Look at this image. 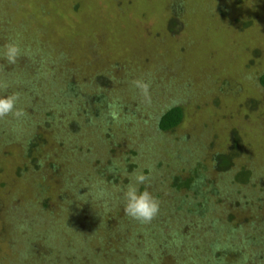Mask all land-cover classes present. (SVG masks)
I'll use <instances>...</instances> for the list:
<instances>
[{
    "label": "rangeland",
    "instance_id": "374dc122",
    "mask_svg": "<svg viewBox=\"0 0 264 264\" xmlns=\"http://www.w3.org/2000/svg\"><path fill=\"white\" fill-rule=\"evenodd\" d=\"M10 41L35 55L9 64ZM0 65V95L18 93L25 112L0 125L18 134L2 148L0 264H88L68 233L112 264H264V0H0ZM174 106L181 123L157 132ZM28 141L40 145L31 158ZM134 171L160 203L151 223L123 210ZM173 177L193 181L172 189ZM24 184L48 214L13 201Z\"/></svg>",
    "mask_w": 264,
    "mask_h": 264
},
{
    "label": "trees",
    "instance_id": "16d2710c",
    "mask_svg": "<svg viewBox=\"0 0 264 264\" xmlns=\"http://www.w3.org/2000/svg\"><path fill=\"white\" fill-rule=\"evenodd\" d=\"M172 14H173V18H172V20H170L169 21V23H170V26H174V21H175V19H177V17H176V12H172ZM168 31H170V30H168ZM11 40V39H10ZM26 47V46H25ZM23 48V49H26V48ZM28 48H31V49H35L36 47H34V46H31V47H29L28 46ZM36 50V49H35ZM32 55V56H34L35 54H32L30 51H28V55ZM27 55V56H28ZM43 55V54H42ZM41 55V56H42ZM56 58L58 59V56H56ZM60 60H62V58H60ZM5 61V60H4ZM1 66V65H0ZM0 70H2V71H4V69L2 68V69H0ZM96 78H98V77H96ZM257 83H258V85H259V87L261 88V89H264V72L263 73H261L259 76H258V78H257ZM93 85H94V83H93ZM94 99V98H93ZM97 100V99H96ZM96 100L94 99V102H96ZM93 102V103H94ZM182 117H183V115H182V111H181V109L179 108V107H177V106H174V107H171V108H169V109H167L166 111H164L162 114H160V116L158 117V119H157V123H156V130H157V132H159V133H166V132H170V131H172L173 129H175L177 126H179V124L181 123V120H182ZM2 123H4L2 120L0 121V125L2 124ZM23 127L24 126H21V128L23 129ZM1 129V128H0ZM3 130V129H2ZM14 130H16L15 128H11V129H9L8 131H4L2 134H0V164H2L4 161H5V156H6V153H8L7 151V149H2L3 148V146H4V144H5V142L7 143L8 141H7V138H9V139H13V140H18V134L17 133H15V132H13ZM12 133H15V135L17 136H15L14 134L12 135ZM10 136V137H9ZM40 138V137H39ZM28 143V147L30 146V147H32L31 149L29 148V149H27V158H31L32 157V154L33 153H36L37 151H38V148L40 147V145H38V146H34V145H32V142H30V141H28L27 142ZM32 153V154H31ZM38 155V154H37ZM4 156V157H3ZM230 158L229 157H227V156H217V158H216V161H215V167H216V169H217V171H221V172H225V171H227L229 168H230V166H231V164H230V160H229ZM23 164H21L20 166H16V168L14 169V175H15V177H17V178H23V174L25 173V167H24V165L22 166ZM22 166V167H21ZM28 170H30V169H28ZM27 171V170H26ZM29 172H27V174H28ZM243 172H240V173H238L235 177H234V182H232V183H242V177H243ZM11 180H15V179H11ZM10 180V181H11ZM190 181H188L187 179H179L178 177H173L172 179H171V183H170V186H169V188L171 187L172 189H181V188H183V187H189V185L192 183V181H193V179H189ZM200 181H201V179H200ZM2 187V185H0V188ZM21 188H22V192L20 193V192H15L14 194H13V196H12V199H13V201H17V202H24L25 204L22 206V207H20L23 211L25 210H33V212H35V210H40L41 211V213L43 212V213H47L48 214V212H46L47 211V207H46V205H45V203L44 202H38V200H40V197H39V189L35 186V185H33V184H27V185H23V186H21ZM141 191H142V189H141ZM22 194H28L29 196H30V199L29 200H23V197H22ZM18 198V199H17ZM103 207H105V204H103ZM194 207H196L197 209H200V211H203L204 209H203V207H202V204H194ZM16 208V207H15ZM15 210V209H14ZM16 211V213L17 214H19L18 212H17V210H15ZM99 211H96V212H92L90 215L92 216V217H97V218H99V219H103V214H104V212H102V211H100L99 213H98ZM27 213V212H26ZM50 215V214H49ZM98 215H100V217L98 216ZM209 215V214H208ZM211 216V215H210ZM127 219V218H126ZM130 221H129V224H131L132 222H133V219H129ZM132 221V222H131ZM135 222H136V220H134ZM131 222V223H130ZM73 229H76V228H73ZM144 231V230H143ZM145 232V231H144ZM62 233V232H61ZM66 233V232H65ZM147 233V232H146ZM175 234V233H174ZM63 235H65V234H63ZM68 235H69V237H68ZM68 235H67V240H68V242H69V246L70 247H68V251L70 250V248L71 247H74V246H77L78 244L80 245V247H81V249H79V247H77V249H74V251H73V253H75L76 255H81L80 253H82L83 255H88V259H90V260H87L88 261V264H101V263H107V264H112V261L111 260H109L108 258H107V260L105 259L104 260V258H102V259H100V256H99V254H96V252H95V250H93L94 249V245H92V244H90V247H91V249H89L88 247H86L85 245V243H83V244H81L80 243V240H81V238H77V236H74V235H71V234H69L68 233ZM175 235H177V234H175ZM49 237V236H48ZM53 237V236H52ZM112 237H115V241L118 243V242H120L121 243V241L119 240V241H117V239H121L119 236H116V234H113L112 235ZM116 237H118L117 239H116ZM54 238V237H53ZM53 240V239H52ZM79 240V242H77ZM128 241V240H127ZM131 241H132V239H130V243L128 244V246H132L133 244H131ZM146 241H147V239H146ZM77 243V244H76ZM89 243H90V239H89ZM55 244H56V247H57V245H62L61 247H63L64 248V246H63V243H62V239H60V241H59V238H56V242H55ZM54 244V245H55ZM210 245H212V243H210ZM122 246V245H121ZM213 246V245H212ZM85 247L87 248V249H85ZM65 249V248H64ZM182 249V248H181ZM63 250V249H62ZM66 250V249H65ZM67 250H66V252H68ZM177 251H180V250H177ZM94 254L96 255V257H98V260L100 261V260H102V261H98V262H92L93 261V256H94ZM210 254H212L211 252H210ZM214 255V254H213ZM211 256V258H214V259H216V260H218V261H220V259H219V257H220V254H219V252L215 255V256ZM79 259V258H78ZM180 259H182V257H180L179 258V260ZM108 261V262H107ZM81 262V261H80ZM178 264L180 263V264H182V262L181 261H176ZM244 262L245 261H243V263L242 264H244ZM233 264V263H232ZM235 264H239L238 262H235Z\"/></svg>",
    "mask_w": 264,
    "mask_h": 264
},
{
    "label": "clouds",
    "instance_id": "9594fccd",
    "mask_svg": "<svg viewBox=\"0 0 264 264\" xmlns=\"http://www.w3.org/2000/svg\"><path fill=\"white\" fill-rule=\"evenodd\" d=\"M22 55H28V50H22L19 43L10 41L3 46V58L9 64H15ZM132 84L135 88L139 89L147 103H151L150 83L143 80H133ZM6 82L0 83V89H7ZM20 96L18 93L8 95H0V120L6 117H12L15 120H20L25 112L23 108L18 107ZM110 109L113 107L109 106ZM109 115L112 119H118L117 111H110ZM148 177L143 172L134 171L131 174L129 183L122 190L124 213L133 220L140 223H151V221L159 214L160 203L148 190H140V185L145 184ZM105 195L104 190H100L95 198L102 199Z\"/></svg>",
    "mask_w": 264,
    "mask_h": 264
}]
</instances>
